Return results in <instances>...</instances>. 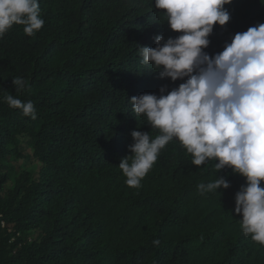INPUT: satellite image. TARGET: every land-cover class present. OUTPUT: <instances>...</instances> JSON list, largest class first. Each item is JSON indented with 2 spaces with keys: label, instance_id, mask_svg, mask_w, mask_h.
I'll return each mask as SVG.
<instances>
[{
  "label": "trees",
  "instance_id": "trees-1",
  "mask_svg": "<svg viewBox=\"0 0 264 264\" xmlns=\"http://www.w3.org/2000/svg\"><path fill=\"white\" fill-rule=\"evenodd\" d=\"M262 3L225 5L230 20L213 26L204 51L211 57L236 33L264 24ZM39 7L38 32L13 25L0 38V264H264V246L244 235L235 212L246 179L231 168L193 165L176 138L138 188L118 167L131 155L133 130L159 135L133 114L131 98L184 82L160 78L139 54L156 47V35H180L165 10L154 0H39ZM15 77L27 81L23 91ZM7 95L32 101L36 119L9 107ZM32 163L38 167L22 169ZM218 177L230 187L201 195L197 185Z\"/></svg>",
  "mask_w": 264,
  "mask_h": 264
},
{
  "label": "clouds",
  "instance_id": "clouds-1",
  "mask_svg": "<svg viewBox=\"0 0 264 264\" xmlns=\"http://www.w3.org/2000/svg\"><path fill=\"white\" fill-rule=\"evenodd\" d=\"M231 3L154 0L156 9L165 10L169 28L180 35L167 40L156 35L155 48L139 47L142 63L158 71L160 78L184 82L171 91L162 86L159 96L131 98L133 114L143 115L159 135L153 139L149 132L133 130V143L128 146L131 155L118 167L126 185L138 188L160 151L178 139L191 154L193 165L215 160L218 172L229 167L246 179L235 194V212L242 215L244 235L264 246V24L236 33L221 52L211 57L204 51L213 26H224L230 20L224 6ZM13 25H22L28 36L38 32L44 25L39 0H0V38ZM12 83L17 91L27 85L22 77L13 78ZM4 100L9 107L36 119L32 101L22 102L13 95ZM229 187L224 177L197 185L201 195ZM159 244L158 239L153 240V245Z\"/></svg>",
  "mask_w": 264,
  "mask_h": 264
},
{
  "label": "rangeland",
  "instance_id": "rangeland-1",
  "mask_svg": "<svg viewBox=\"0 0 264 264\" xmlns=\"http://www.w3.org/2000/svg\"><path fill=\"white\" fill-rule=\"evenodd\" d=\"M20 164H22V163H20ZM33 166L34 167H36V166L38 167V163L37 164L36 163H32V165H29V166H28V164H26V165H24V167H22V169L24 170L27 167L34 168ZM31 171H32V169H31ZM13 187H14V181H13V179H11L10 183L8 184V188L13 189ZM26 236H27L26 238H28V239H34L35 238V234L34 233H30V234H28Z\"/></svg>",
  "mask_w": 264,
  "mask_h": 264
}]
</instances>
